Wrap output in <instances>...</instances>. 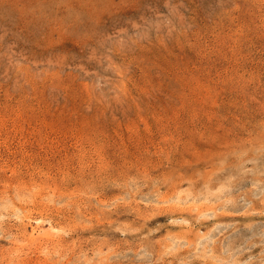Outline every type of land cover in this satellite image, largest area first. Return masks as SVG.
<instances>
[{"label": "rangeland", "instance_id": "374dc122", "mask_svg": "<svg viewBox=\"0 0 264 264\" xmlns=\"http://www.w3.org/2000/svg\"><path fill=\"white\" fill-rule=\"evenodd\" d=\"M0 264H264V0H0Z\"/></svg>", "mask_w": 264, "mask_h": 264}, {"label": "bare ground", "instance_id": "6f19581e", "mask_svg": "<svg viewBox=\"0 0 264 264\" xmlns=\"http://www.w3.org/2000/svg\"><path fill=\"white\" fill-rule=\"evenodd\" d=\"M163 198H164V197H163ZM162 200H163V199H162ZM159 201H160V200H159ZM165 201H166V200H165ZM168 201H169V200H168ZM176 201H177V200H176ZM176 201H175V202H176ZM163 203H164V202H163ZM176 205H177V204H176ZM179 206H180V205H179ZM179 206H178V207H179ZM176 207H177V206H176ZM203 207H204V206H203ZM188 208H189V207H188ZM188 208H187V209H188ZM210 208H211V207H210ZM213 208H214V207H213ZM179 209H181V208H179ZM202 209H203V208H202ZM205 209H206V208H205ZM191 210H192V209H191ZM194 210H196V209H194ZM197 210H198V207H197ZM199 210H200V209H199ZM199 210H198V211H199ZM200 211H201V210H200ZM200 211H199V213H200ZM181 212H183V211H181ZM188 212H189V211H188ZM190 212H191V211H190ZM190 212H189V213H190ZM206 212H207V211H206ZM17 213H18V212H17ZM201 213H202V212H201ZM204 214H205V213H204ZM206 214H207V213H206ZM206 214H205V215H206ZM211 215H212V214H211ZM212 216H213V215H212ZM29 217H30V215H29ZM25 218L27 219L26 216H25ZM27 220L30 221V219H27ZM36 220H37V219H36ZM35 222H36V221H35ZM39 222H40V221H39V219H38V223H39ZM36 224H37V223H36ZM22 225H23V224H22ZM23 226H24V225H23ZM34 226H35V225H34ZM38 227H42V226L40 225V226H38ZM23 228H24V227H23ZM51 230H52V231H55L56 228H54V227H50V231H51ZM52 231H51V232H52ZM56 232H57V231H56ZM52 233H53V232H52ZM183 233H184V232H183ZM200 236H201V235H200ZM198 238H199V237H198Z\"/></svg>", "mask_w": 264, "mask_h": 264}]
</instances>
